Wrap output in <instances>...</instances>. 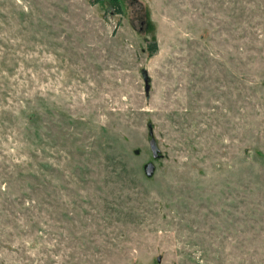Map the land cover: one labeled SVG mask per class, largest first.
Wrapping results in <instances>:
<instances>
[{
  "label": "rangeland",
  "instance_id": "374dc122",
  "mask_svg": "<svg viewBox=\"0 0 264 264\" xmlns=\"http://www.w3.org/2000/svg\"><path fill=\"white\" fill-rule=\"evenodd\" d=\"M119 4L0 0V264H264V0Z\"/></svg>",
  "mask_w": 264,
  "mask_h": 264
},
{
  "label": "water",
  "instance_id": "95a60500",
  "mask_svg": "<svg viewBox=\"0 0 264 264\" xmlns=\"http://www.w3.org/2000/svg\"><path fill=\"white\" fill-rule=\"evenodd\" d=\"M142 77H143V81H144V91L145 94L148 95L149 92V78L147 76V73L145 71H142ZM148 135L150 137L149 139V149L150 152L152 154V158L153 159H159L161 157L159 149L157 147V144L155 142V139L153 138V130L151 126H148ZM136 154L138 153V151L135 152ZM144 171L147 177H151L153 175L154 172V166L151 163H148L144 166ZM157 262H160V258H157Z\"/></svg>",
  "mask_w": 264,
  "mask_h": 264
},
{
  "label": "trees",
  "instance_id": "16d2710c",
  "mask_svg": "<svg viewBox=\"0 0 264 264\" xmlns=\"http://www.w3.org/2000/svg\"><path fill=\"white\" fill-rule=\"evenodd\" d=\"M92 3H97V2H101L103 0H91ZM110 5L113 6V7H116L117 8V14H121V10H120V7H119V0H110ZM149 49H150V53H154V47L153 46H149Z\"/></svg>",
  "mask_w": 264,
  "mask_h": 264
}]
</instances>
